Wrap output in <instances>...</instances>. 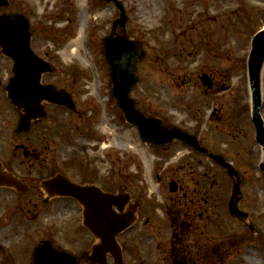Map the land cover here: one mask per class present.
Instances as JSON below:
<instances>
[{
	"label": "rangeland",
	"instance_id": "1",
	"mask_svg": "<svg viewBox=\"0 0 264 264\" xmlns=\"http://www.w3.org/2000/svg\"><path fill=\"white\" fill-rule=\"evenodd\" d=\"M5 1L0 15L24 16L31 24L32 49L52 60L55 70L47 81L78 103L73 112L49 105L47 121L20 135V142L38 148L39 162L28 173L25 166L34 161L21 153L16 160L4 157L16 174L44 178L69 152L88 149L87 156H96V183L116 191L124 185L131 202H140L138 221L119 237L128 264H237L253 253L264 264V238L250 235L229 214L233 183L222 168L179 142L161 148L146 144L125 121L111 96L103 46L118 19L117 7L104 0ZM120 1L129 17L126 37L141 44L135 65L140 82L132 97L148 114L198 136L210 152L234 165L242 178L240 209L264 231L259 169L264 156L256 142L247 75L252 37L264 29V0ZM78 37L86 61H68L65 49ZM203 73L213 78L214 90L201 83ZM261 115L264 119V102ZM104 124L108 134L100 129ZM172 180L178 192H170ZM13 198L8 191L0 197V246L9 251L8 259L0 255V264H31L40 239H62L67 227L52 214L45 216L41 201L22 199L12 207ZM181 233H187L185 245L178 241Z\"/></svg>",
	"mask_w": 264,
	"mask_h": 264
},
{
	"label": "water",
	"instance_id": "2",
	"mask_svg": "<svg viewBox=\"0 0 264 264\" xmlns=\"http://www.w3.org/2000/svg\"><path fill=\"white\" fill-rule=\"evenodd\" d=\"M107 1L114 2L120 10L121 19L114 23L113 32L104 38V44L105 56L111 72L112 95L123 111L127 122L138 128L144 142L163 146L178 140L196 151L209 155L233 179V194L229 205L231 215L241 221H249L250 228L260 232L250 221L249 216L239 209L241 178L236 169L224 157L212 154L203 148L197 137L177 128H168L162 119L148 117L138 110L137 101L132 99L131 93L139 82L134 66L141 57L140 44L125 36L116 35L117 28H121L123 34H126L124 30L128 19L124 6L119 0ZM0 4L3 5L4 1L1 0ZM31 37L30 25L25 18H12L10 15L0 16V47L15 62L13 69L15 75L7 92L10 100L24 111L20 130L26 132L30 130L34 119L43 116L42 101L67 105V100L54 87L40 84L41 76L47 69L32 51ZM263 66L264 30L254 36L248 60L252 91V116L258 132L257 141L264 150V122L260 115ZM202 82L209 88L213 87V81L207 75L202 77ZM261 170L264 172V163L261 164ZM58 181H60L59 178L44 181L42 187L47 191H50V188L57 189ZM0 186L15 188L21 194L28 189L27 185L5 169L1 161ZM170 187L171 191L177 190L176 183H172ZM58 190V193H61V190ZM79 199L85 207L86 227L101 241L100 245H96V251L90 259L93 261L96 254V262L105 264L106 255L110 253L116 264H123L122 251L116 237L135 222L138 204H130L127 212H124L126 204L130 201V196L125 194L123 189L119 190V194L112 195L104 193L96 187V205L92 196L79 195ZM114 207H117L120 213L116 212ZM33 264H68V258L53 249L50 242H43L35 251Z\"/></svg>",
	"mask_w": 264,
	"mask_h": 264
},
{
	"label": "flooded vegetation",
	"instance_id": "3",
	"mask_svg": "<svg viewBox=\"0 0 264 264\" xmlns=\"http://www.w3.org/2000/svg\"><path fill=\"white\" fill-rule=\"evenodd\" d=\"M13 67L12 59L0 49V157L8 156L16 160L20 158L21 155L19 154L21 153L25 159L34 161L31 166H25L26 171L30 173V170H32L30 168L36 167L39 162L38 148H30L24 141L23 143L19 141L21 133L18 132V125L22 112L11 103L6 92V87L13 77ZM47 79L48 77L45 75L43 81L46 83L48 82ZM63 94L66 93L63 92ZM47 109L48 106L45 105L47 116L40 122H44L49 118ZM62 150L65 151L64 149ZM92 150L96 151V148ZM77 151L76 153L69 152L70 156L67 154V158L61 159V167L59 165L57 167L59 168L58 170L51 171L44 178L49 179L56 174H62L73 184L82 187L94 186L96 189V156H87L89 154V152H86L88 149L85 151L84 148H80ZM54 156L55 153H51L50 162H54ZM7 164L9 165V162ZM25 178V181L28 182L29 190L25 194L24 202L37 204L41 201L42 211H44L45 216L52 214L60 219L63 228L67 227L66 234L62 239L57 235L56 238L49 236L45 239L50 240L53 246L59 250H64L73 255L78 264H96V259L94 262L89 260L92 248L96 246V236L91 234L83 225L82 206L69 196L50 198L40 187V179L44 178L38 176L40 179H36L30 174L25 175ZM109 184L111 185V183ZM104 189L113 192L111 187L107 186ZM6 191L15 196L12 207L15 206L20 201V196L14 190L0 188V197ZM54 229L56 234V226ZM58 238L61 239L60 242ZM108 261V264H113L111 258Z\"/></svg>",
	"mask_w": 264,
	"mask_h": 264
},
{
	"label": "bare ground",
	"instance_id": "4",
	"mask_svg": "<svg viewBox=\"0 0 264 264\" xmlns=\"http://www.w3.org/2000/svg\"><path fill=\"white\" fill-rule=\"evenodd\" d=\"M221 2V1H220ZM222 3V2H221ZM88 18V15L85 13L83 16H82V20L84 23H86V19ZM82 37H78L76 39H73L69 42V44L67 45V48L65 49V58L66 60H73L74 58H79L82 62H85L86 61V56H82L81 55V51H80V47H81V43H82ZM88 62V61H87ZM262 78H264V68L262 70ZM250 88V87H249ZM261 94H262V104L264 102V87L262 85V90H261ZM252 92H251V88H250V96L248 98L249 102H250V105L252 104ZM104 123L107 124L109 123V120L107 118V114H105V119H104ZM102 125L100 127L101 131L105 134H108L109 133V126L108 125ZM113 134H116V127L115 129L112 131ZM120 139H123L125 140L124 138H120ZM121 142V141H120ZM118 145L120 147H124L126 145V140L121 143L118 142ZM139 145L138 144H135L133 145V148H135L136 150L139 149ZM103 149H107L109 148V145L108 144H104L102 146ZM0 250H1V246H0ZM257 253H253V254H249L248 256L244 257L243 259H241L240 262H238L237 264H262V261L260 258H258L257 256Z\"/></svg>",
	"mask_w": 264,
	"mask_h": 264
}]
</instances>
